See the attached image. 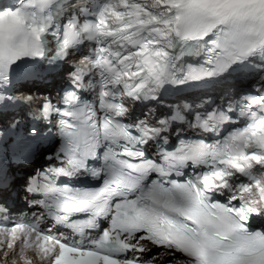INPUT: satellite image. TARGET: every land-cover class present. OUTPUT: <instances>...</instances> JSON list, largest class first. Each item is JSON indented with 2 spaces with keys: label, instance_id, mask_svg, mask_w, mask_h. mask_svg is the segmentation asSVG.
Instances as JSON below:
<instances>
[{
  "label": "snow or ice",
  "instance_id": "obj_1",
  "mask_svg": "<svg viewBox=\"0 0 264 264\" xmlns=\"http://www.w3.org/2000/svg\"><path fill=\"white\" fill-rule=\"evenodd\" d=\"M162 257L264 264V0H0V264Z\"/></svg>",
  "mask_w": 264,
  "mask_h": 264
},
{
  "label": "bare ground",
  "instance_id": "obj_2",
  "mask_svg": "<svg viewBox=\"0 0 264 264\" xmlns=\"http://www.w3.org/2000/svg\"><path fill=\"white\" fill-rule=\"evenodd\" d=\"M39 162V161H38ZM163 259H166L165 257Z\"/></svg>",
  "mask_w": 264,
  "mask_h": 264
}]
</instances>
